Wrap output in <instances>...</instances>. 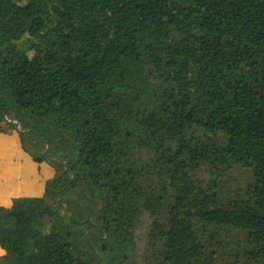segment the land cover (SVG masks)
Instances as JSON below:
<instances>
[{
    "label": "trees",
    "instance_id": "16d2710c",
    "mask_svg": "<svg viewBox=\"0 0 264 264\" xmlns=\"http://www.w3.org/2000/svg\"><path fill=\"white\" fill-rule=\"evenodd\" d=\"M0 133L55 172L15 264H139L146 215V264H264V0H0Z\"/></svg>",
    "mask_w": 264,
    "mask_h": 264
},
{
    "label": "rangeland",
    "instance_id": "374dc122",
    "mask_svg": "<svg viewBox=\"0 0 264 264\" xmlns=\"http://www.w3.org/2000/svg\"><path fill=\"white\" fill-rule=\"evenodd\" d=\"M12 149L15 157L8 158L6 152ZM43 167L44 169H40L39 164L33 161L23 149L19 134L12 136L0 133V205H12L16 195H43L46 190L47 179L54 173L48 166L44 165ZM250 174L249 170L231 169L215 176L221 198L226 202V200L234 197L246 195L251 181ZM204 177L208 178L207 175ZM210 183L214 184V182ZM207 184L209 183L207 182ZM151 221L152 218L146 215L137 230L139 264H146L147 262L146 253L147 250L150 251L148 233ZM227 248L229 249V245ZM0 252L5 253L1 247ZM230 257H225L224 264H230ZM0 264H10L5 254L0 256Z\"/></svg>",
    "mask_w": 264,
    "mask_h": 264
},
{
    "label": "crops",
    "instance_id": "0c3cea01",
    "mask_svg": "<svg viewBox=\"0 0 264 264\" xmlns=\"http://www.w3.org/2000/svg\"><path fill=\"white\" fill-rule=\"evenodd\" d=\"M5 135H16V133H10V134H5ZM16 144H17V142H16ZM6 154H7V156H8V158H14L15 157V155H14V150L12 149V150H10V151H8V152H6ZM38 164V163H37ZM44 165H46V166H48L49 168H51L49 165H47V164H41V165H39V168L40 169H44ZM38 168V169H39ZM52 169V168H51ZM52 171H54L53 169H52ZM55 173V172H54ZM54 173L52 174V176L51 177H48V179H47V181L50 179V178H52L53 176H54ZM24 195H28V194H21V195H16L15 197H19V196H24ZM31 196V195H30ZM0 206H7V205H0ZM11 206V205H10ZM5 252V251H4ZM5 254V257H6V259L7 260H9L10 261V264H15V262H14V259L13 258H10V257H7L6 256V253H3V252H0V256H3Z\"/></svg>",
    "mask_w": 264,
    "mask_h": 264
}]
</instances>
